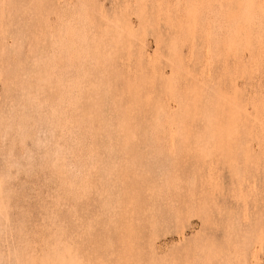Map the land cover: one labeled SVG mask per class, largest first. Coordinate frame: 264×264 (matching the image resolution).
<instances>
[{"label":"rangeland","instance_id":"obj_1","mask_svg":"<svg viewBox=\"0 0 264 264\" xmlns=\"http://www.w3.org/2000/svg\"><path fill=\"white\" fill-rule=\"evenodd\" d=\"M0 264H264V0H0Z\"/></svg>","mask_w":264,"mask_h":264}]
</instances>
